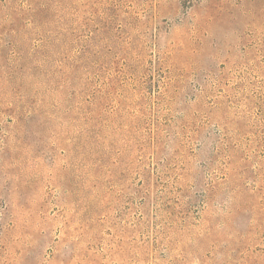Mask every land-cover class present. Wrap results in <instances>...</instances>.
<instances>
[{"label":"rangeland","instance_id":"374dc122","mask_svg":"<svg viewBox=\"0 0 264 264\" xmlns=\"http://www.w3.org/2000/svg\"><path fill=\"white\" fill-rule=\"evenodd\" d=\"M0 264H264V0H0Z\"/></svg>","mask_w":264,"mask_h":264}]
</instances>
